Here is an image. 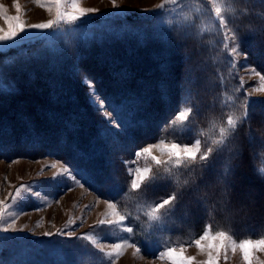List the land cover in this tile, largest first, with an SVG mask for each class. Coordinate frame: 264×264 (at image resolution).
Wrapping results in <instances>:
<instances>
[{
  "label": "trees",
  "instance_id": "1",
  "mask_svg": "<svg viewBox=\"0 0 264 264\" xmlns=\"http://www.w3.org/2000/svg\"><path fill=\"white\" fill-rule=\"evenodd\" d=\"M226 2L228 23L264 75V0ZM154 14L127 18L124 26L112 24L96 36L74 32L1 49L0 158L49 154L63 160L86 187L129 213L133 240L146 255L192 239L206 224L238 237L260 236L264 98L249 97L236 84L220 30L199 31L185 22L155 25ZM82 71L93 77L116 127L87 97ZM183 102L191 106L186 132L176 122ZM234 116L235 125L228 127ZM193 128L206 150L218 139L206 156L178 166L158 164L138 187L129 185L127 156L151 140H191ZM249 198L254 204L245 213ZM228 208L235 217L224 222ZM148 216H156L154 224ZM21 261L61 264L56 256Z\"/></svg>",
  "mask_w": 264,
  "mask_h": 264
},
{
  "label": "rangeland",
  "instance_id": "2",
  "mask_svg": "<svg viewBox=\"0 0 264 264\" xmlns=\"http://www.w3.org/2000/svg\"><path fill=\"white\" fill-rule=\"evenodd\" d=\"M226 1L59 0L63 18H58L56 0H15L20 6L19 11L14 0H0V34L10 27L5 16H20L26 25L54 22L49 28L26 29L13 40L0 41V50L37 39L58 40L74 32L79 38L96 36L111 28L112 24L124 26L129 23L127 18L135 19L144 13L154 12L153 17L157 14L155 25L185 22L186 26H194L199 31L220 30L222 38L219 37V41L221 39L234 77L239 80L236 84L247 96L264 98V75L251 63L241 47L239 36L228 23L226 12L229 6ZM74 3L79 8L95 11L80 15L72 7ZM70 16L76 18L69 19ZM101 18L104 20L98 21ZM70 23L84 25L74 27L68 25ZM26 35L29 38H25ZM79 77L92 105L116 127L93 77L83 71ZM190 115L189 102H183L176 112V122L183 132L191 128ZM235 118L238 117L230 118L228 127L235 125ZM193 130L191 140L180 135L159 138L142 144L133 155L127 156L123 163L129 185L138 187L158 164L178 166L188 158L206 156L218 139L212 140L214 145L206 150L201 133L195 128ZM189 148L193 149L191 154L186 151ZM17 189H21L19 196L16 195ZM260 198L263 203V194ZM252 200L249 198L243 204V212L253 206ZM216 203L218 208L223 207L221 201ZM232 213L235 214L228 208L223 221L228 222L235 217ZM128 214L119 202L98 196L86 187L73 169L59 158L49 154L0 158V264H17L33 256H56L61 264H264V245L258 243L264 240V234L238 237L224 229H212L209 224L192 239L180 238L165 243L154 255H146L133 240ZM147 219V223L154 224L156 216H148ZM13 222V229L3 230ZM245 242L251 244L245 245ZM153 244L151 242V248L157 247ZM33 260L41 261L39 258Z\"/></svg>",
  "mask_w": 264,
  "mask_h": 264
},
{
  "label": "snow or ice",
  "instance_id": "3",
  "mask_svg": "<svg viewBox=\"0 0 264 264\" xmlns=\"http://www.w3.org/2000/svg\"><path fill=\"white\" fill-rule=\"evenodd\" d=\"M14 6L16 7L17 11L20 10V6H19V4L15 3V0H14ZM55 7L57 9V17L63 18V13L60 10L61 6H60L59 0H56ZM72 7L75 10V12L79 13L80 15H83L86 12L95 11V9H90V8L89 9L79 8V7H77V5L75 3L72 5ZM68 18L69 19H75L76 17L70 16ZM4 19L9 22L10 27H9V30L7 32L0 34V41L13 40V38L18 37V35L20 33H25L26 29H32V28L46 29V28H49L54 23L53 21H48L46 23L27 24L26 25V24H23L21 22L20 16H5ZM12 21H15V23H11ZM29 35H32V34H29ZM25 38H29V36L26 35ZM172 147L175 148L174 145ZM186 151H188L189 154H191L193 149L189 148V149H186ZM64 171H67V169H65ZM21 187H23V186H21ZM20 191H21V189H17V191H16L17 196H19ZM13 228H14V222H13V224H10L8 226V228H5L3 230L8 231V230L13 229ZM258 243L261 245H264V240H260ZM250 244H251V242H245V245H250ZM245 245H242V247H245ZM249 255H250V253H249ZM245 258L247 259V256Z\"/></svg>",
  "mask_w": 264,
  "mask_h": 264
}]
</instances>
